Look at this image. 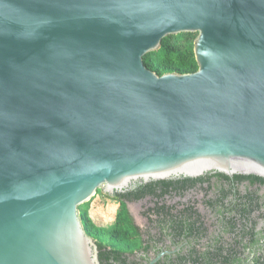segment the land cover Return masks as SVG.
Instances as JSON below:
<instances>
[{"label":"water","instance_id":"1","mask_svg":"<svg viewBox=\"0 0 264 264\" xmlns=\"http://www.w3.org/2000/svg\"><path fill=\"white\" fill-rule=\"evenodd\" d=\"M209 172L264 178V0H0V264H100L98 190Z\"/></svg>","mask_w":264,"mask_h":264},{"label":"flooded vegetation","instance_id":"2","mask_svg":"<svg viewBox=\"0 0 264 264\" xmlns=\"http://www.w3.org/2000/svg\"><path fill=\"white\" fill-rule=\"evenodd\" d=\"M235 176L209 172L196 178L137 182L113 197L103 195L118 208L121 195L139 228L142 244L129 256L130 262L178 264L186 259L193 264L200 256L201 264H220L224 257L219 253L232 255L234 261L240 253L250 259L264 256V184Z\"/></svg>","mask_w":264,"mask_h":264},{"label":"trees","instance_id":"3","mask_svg":"<svg viewBox=\"0 0 264 264\" xmlns=\"http://www.w3.org/2000/svg\"><path fill=\"white\" fill-rule=\"evenodd\" d=\"M198 35L193 33L180 34L167 37L161 48L148 54L144 58L145 66L159 77L166 74H193L199 70L195 57V41ZM224 178H227L226 176ZM236 180H250L264 184V178L255 175H237ZM99 192V191H98ZM144 194L136 195V198ZM119 195V208L117 209L114 223L108 227L97 225L90 216V202L79 207L80 218L88 236L93 238L101 251L99 254L100 264H135L130 262L129 256L134 255V250L141 245L139 228L135 225L126 204ZM124 197H130L124 195ZM224 257L220 264H264V256L244 257L240 253V259H233L232 255L218 254ZM200 256L193 259V264H201ZM214 264H219L212 262ZM177 264V263H176ZM178 264H186V259L178 260Z\"/></svg>","mask_w":264,"mask_h":264},{"label":"rangeland","instance_id":"4","mask_svg":"<svg viewBox=\"0 0 264 264\" xmlns=\"http://www.w3.org/2000/svg\"><path fill=\"white\" fill-rule=\"evenodd\" d=\"M103 195L113 197L105 193L102 189L99 190L90 200V216L97 225L108 227L114 223L118 204L114 200L105 199ZM132 214L140 225L141 222L138 219L137 211L132 210Z\"/></svg>","mask_w":264,"mask_h":264}]
</instances>
